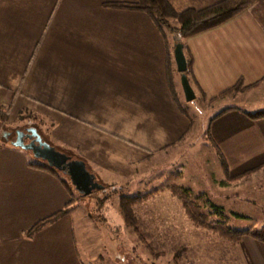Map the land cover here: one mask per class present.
I'll use <instances>...</instances> for the list:
<instances>
[{"label":"crops","instance_id":"obj_1","mask_svg":"<svg viewBox=\"0 0 264 264\" xmlns=\"http://www.w3.org/2000/svg\"><path fill=\"white\" fill-rule=\"evenodd\" d=\"M131 1L0 0V108L38 118L41 129L33 124L27 128L84 161L103 189L157 181L162 159L179 162L192 145L188 120L177 103L178 91L183 95L180 73L161 33L143 12L104 6ZM168 1L180 12L221 0ZM182 43L192 58L188 77L208 98L239 79L244 86H259L228 100L264 97V0H253L233 18ZM168 50L173 53L170 46ZM224 109L209 125L228 167L226 177L219 165L230 183L220 181L218 188L232 182L235 196L248 193L254 201L247 187L264 181V119L251 120L245 113L252 111L237 104ZM35 162L42 161L12 142L0 141V264H131L124 258L114 263L110 257H91L96 228L80 195L64 216L29 233L69 199L60 179L31 166ZM178 166L175 184L185 185L178 180L183 175L186 180L188 167ZM147 170L153 178L146 177ZM260 196L264 201V192ZM100 203L103 207L106 200ZM258 221L259 226L247 230L264 225ZM232 244L236 257H219L221 264L225 259L264 264L263 243L245 235ZM153 258L151 264H158L160 258ZM141 259L145 264L146 257Z\"/></svg>","mask_w":264,"mask_h":264},{"label":"rangeland","instance_id":"obj_2","mask_svg":"<svg viewBox=\"0 0 264 264\" xmlns=\"http://www.w3.org/2000/svg\"><path fill=\"white\" fill-rule=\"evenodd\" d=\"M168 39L172 51L174 36L169 34ZM258 86L259 84L255 88ZM192 87L196 96L194 100L189 102L178 91L179 101L177 103L185 109L191 119L189 126L191 133H189L188 139L191 140L192 145L187 152L183 151L182 159L180 158L182 161L169 163L168 159H162L161 179L152 181L143 187L121 186L118 188L112 186L107 189H97L90 195L82 197L83 209L91 216L90 218L96 228L94 230L95 236L92 235L94 245L89 248L91 257H110L114 263L124 258L131 264H141L143 261L141 257H146L145 264H151L154 260L153 257L160 258L157 259L158 264H221L223 261L219 257H236L232 247L234 242L193 226L183 213L180 201L168 196L169 186L177 185L175 183H177L178 163L185 164L183 169L188 167L186 180L184 181V175L180 176L179 184H185L181 185L184 188L190 185L187 189H190L191 198L202 206L210 221L224 220L230 228L247 230L259 226L257 225L258 220H264L262 217L264 215L260 214L264 210L263 197L260 196V193L264 192V181L261 184L259 182L255 186L247 187V189L252 188L251 191L253 192L250 194L256 198L254 201L250 200L248 193L240 192L235 196L236 190L232 182L227 184L228 187L225 189L218 188L220 181H229L221 176L217 150L211 144L210 133H208L212 119L230 103L237 104L238 108L246 111L264 110V97L259 96L251 102L243 100L248 98L247 95H244L242 100L241 98L237 100L227 99L228 96L247 93L255 89L253 88L246 92L208 98L202 96L194 85ZM224 98L226 100H223ZM1 115L6 118H0V141L13 142L17 130L24 131L32 124L41 129L39 119L33 118L26 111L18 114L0 108ZM157 159H155L156 163L158 162ZM170 164L173 166L169 167ZM61 175L68 179L66 175L62 173ZM146 175V177L151 175L149 178L154 177V173H148V170ZM159 191H163V194H160ZM129 192L149 194L147 200L134 206L138 233L124 224L116 209L119 197L132 194ZM154 194L157 196L155 197ZM77 195L79 194L74 192L75 198ZM104 199L106 204L102 207L100 202ZM209 203L220 207V211L216 212L209 206ZM231 211L235 214L240 211L247 216L245 219L236 217ZM85 216L87 215L85 214ZM87 233L89 232L87 231ZM187 257H208L209 261L207 263L206 260L202 259L190 263ZM225 261L224 264H231L227 259Z\"/></svg>","mask_w":264,"mask_h":264},{"label":"trees","instance_id":"obj_3","mask_svg":"<svg viewBox=\"0 0 264 264\" xmlns=\"http://www.w3.org/2000/svg\"><path fill=\"white\" fill-rule=\"evenodd\" d=\"M252 3L253 0H221L203 9L195 10L189 8L180 12H177L171 6L168 0H132L129 3H105L104 6L117 9L135 10L145 13L161 33L167 48L169 59H173V53L169 52L168 50L169 34L174 36V46V44L178 41L182 42L185 38L223 24L224 22L233 18L235 15L245 10ZM173 23H175V25H173ZM183 50L187 60L186 75L188 77L189 75L191 76L192 72V58L187 52L185 46H183ZM188 79L191 86L194 85L200 91L202 96L205 97L206 95H204V93L201 91L196 81L189 77ZM257 84L258 83L250 86H244L242 80L239 79L232 87L223 91L215 97H221L227 94L231 95L237 92H246L250 89L255 88ZM178 107L180 111L188 118L190 126L191 119L188 113L180 105ZM225 110L226 109L222 110L215 117L223 113ZM245 114L251 120L264 119V110L246 112ZM0 118L5 119L6 117L4 115H1ZM209 137L211 144L215 147V144L213 143L210 135ZM216 150L220 160V166L223 170V174L228 177V167L224 156L217 148ZM31 166L43 169L51 175L58 177L62 185L66 189L69 195V199L65 203V207L62 210L39 220L29 230V233L35 232L38 229L42 228L45 224L54 222L64 216L68 212V207L70 206V204H72L76 200V198L74 197L75 191L73 186L68 179L61 177V173L59 171L47 166L43 162H35L32 163ZM169 191L171 196L177 198L180 201L184 214L196 228L205 229L212 233V235L221 237L230 242H237L240 238L246 235L264 244V225L260 228L252 230H238L228 227L225 224L224 220L210 221L207 218V214L203 211L202 206L191 198L189 189L177 185H171L169 186ZM148 198L149 194L121 195L119 197L118 211L122 220L126 226L132 228L137 233L139 231L137 227V219L134 211V206L143 202L144 200H147ZM209 206L216 212L220 211L221 209L220 207H217L212 203H209ZM235 216L237 217V215Z\"/></svg>","mask_w":264,"mask_h":264},{"label":"water","instance_id":"obj_4","mask_svg":"<svg viewBox=\"0 0 264 264\" xmlns=\"http://www.w3.org/2000/svg\"><path fill=\"white\" fill-rule=\"evenodd\" d=\"M173 58L176 69L180 73V83L184 98L187 102L192 101L196 95L186 75L187 60L181 41L174 44ZM17 133H19V137L12 144L30 151L35 159L66 175L74 190L80 196L90 195L93 191L103 188V185L87 169L84 161L72 158L70 155L55 149L50 143L43 140L33 128L27 131L28 142H24L23 131H18Z\"/></svg>","mask_w":264,"mask_h":264},{"label":"flooded vegetation","instance_id":"obj_5","mask_svg":"<svg viewBox=\"0 0 264 264\" xmlns=\"http://www.w3.org/2000/svg\"><path fill=\"white\" fill-rule=\"evenodd\" d=\"M28 129H30V128H27V129H25L23 132H24V135H23V138H24V142H28L29 141V139L26 137V134H27V131H28ZM21 131V130H20ZM18 131H16V133H15V140L17 139V137H19V133H17Z\"/></svg>","mask_w":264,"mask_h":264}]
</instances>
